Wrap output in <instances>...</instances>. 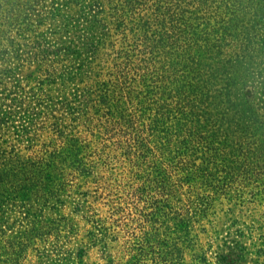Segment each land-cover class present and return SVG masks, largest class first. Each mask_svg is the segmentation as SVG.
<instances>
[{
	"label": "rangeland",
	"instance_id": "obj_1",
	"mask_svg": "<svg viewBox=\"0 0 264 264\" xmlns=\"http://www.w3.org/2000/svg\"><path fill=\"white\" fill-rule=\"evenodd\" d=\"M127 1L0 0V264H175V252L162 254L163 200L168 216L176 207L190 221L178 264H264V0L177 7L175 31L188 25L204 81L231 105L191 131L209 149L180 160L194 178L176 202L173 179L160 187L154 139L141 136L149 152L130 170L124 126L97 101L126 95L112 51L141 50L138 19L172 28L156 0L124 15ZM156 53L130 67L162 72ZM174 75L175 85L185 77L166 69L165 82ZM207 195L211 207L195 212V196ZM166 234L172 242L171 225Z\"/></svg>",
	"mask_w": 264,
	"mask_h": 264
},
{
	"label": "trees",
	"instance_id": "obj_2",
	"mask_svg": "<svg viewBox=\"0 0 264 264\" xmlns=\"http://www.w3.org/2000/svg\"><path fill=\"white\" fill-rule=\"evenodd\" d=\"M183 1L187 0H156L155 2V11L158 6V14L163 17L161 23L166 22L172 27L171 31L153 29L155 26L138 19L137 24H139L142 36L136 40L141 43V50L112 51L114 60L121 62L120 70L113 69L112 75L114 80L122 81L119 88L120 91H125L126 95L115 97L116 102L109 104H107L104 95H100L97 99L99 104L108 105L111 109L114 119L110 123L113 126L116 125L115 127L124 126L123 130L126 131L124 135L128 137L127 152L130 170L136 169L146 159L145 152H149V147L140 142L141 136L146 133L147 137L154 139L160 155L158 167L160 187L164 194V190L168 187L170 180L173 179L174 188L170 190L175 202L177 193H183L184 184L194 178V164L184 163L180 160L186 158L197 160L198 155H202L205 150L209 149L206 141L201 137L198 138L195 133L191 134V131L196 130L198 132L202 128L200 124L204 120L210 122L213 116L227 113L231 105L224 106V104L229 103L228 96L224 92L213 90L204 81L205 77L202 75L205 72L203 57L200 56L197 60L192 58L197 55L196 49L200 55L201 52L199 45L191 40L189 33L185 32L189 28L188 25H181L183 29H178V34L175 31L174 22L176 23L177 20V7ZM167 2L172 5L162 9V5ZM127 4L130 9L124 15L139 6L141 0H128ZM118 7V4H115L116 12L119 11ZM96 9L97 7L94 6L92 12H95ZM110 17L117 21L115 16L111 15ZM118 27L120 26L115 25L113 28ZM92 28H95L94 22ZM101 32L103 38L100 39L104 41L108 33L107 30H101ZM172 33H175L174 36ZM121 42L124 43L123 39ZM157 50L160 51L159 54L163 55L165 61V68H162V72L158 73L156 70L148 68L135 70L130 67L132 63L155 61ZM99 51L100 45L96 42V46L92 50L94 59L98 58ZM184 67L189 69L184 70ZM166 69L171 73H185V77L175 85L174 75L173 79L166 83L165 81L168 80L165 76ZM124 70H131L132 74L138 71L139 74L129 76V73H126L125 75ZM218 97L220 100L217 103H210V100ZM123 110L124 113H122ZM67 142L70 143L69 140ZM225 184L221 185L224 186ZM202 197L195 196L196 200L192 203L195 212L207 211L206 209L211 207L208 195ZM168 207L163 200L161 212L166 218H163L161 225L166 232L162 233V254L167 256L175 252V264H178L181 244L184 243V236L188 234L190 221L184 214L177 213L176 207L168 216L165 212ZM169 225L172 226L175 237L171 240L172 242H165L169 239L166 234ZM162 264H167L166 258H163Z\"/></svg>",
	"mask_w": 264,
	"mask_h": 264
}]
</instances>
